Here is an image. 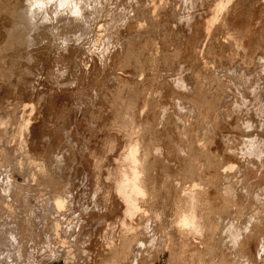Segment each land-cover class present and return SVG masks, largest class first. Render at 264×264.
Here are the masks:
<instances>
[{"label":"rangeland","instance_id":"374dc122","mask_svg":"<svg viewBox=\"0 0 264 264\" xmlns=\"http://www.w3.org/2000/svg\"><path fill=\"white\" fill-rule=\"evenodd\" d=\"M216 1L0 0V264H264V0Z\"/></svg>","mask_w":264,"mask_h":264},{"label":"bare ground","instance_id":"6f19581e","mask_svg":"<svg viewBox=\"0 0 264 264\" xmlns=\"http://www.w3.org/2000/svg\"><path fill=\"white\" fill-rule=\"evenodd\" d=\"M88 1H89V0H88ZM226 1H227V0H226ZM261 1H262V0H261ZM10 2H11V1H10ZM13 2H15V1H13ZM25 2H27V1H25ZM31 2H32V1H31ZM217 2H218V0H217L214 4L212 3L213 5H215V8H214V9H215V10L218 9L219 11L225 10V9H224V2H222V0L220 1L221 4H217ZM218 3H219V2H218ZM225 4H228V3H225ZM16 5H17V4H16ZM23 5H24V4H23ZM213 5H212V6H213ZM228 5H229V4H228ZM14 6H15V5H14ZM19 6H20V5H19ZM24 6H25V5H24ZM77 6H79V5H77ZM77 6H76V7H77ZM210 6H211V5H210ZM225 6H226V5H225ZM235 6H238V5H235ZM16 7H17V6H16ZM76 7H75V8H76ZM79 7H81V6H79ZM213 7H214V6H213ZM232 7H233V6H232ZM33 8H34V6H33ZM75 8H74V6H73V11H74ZM81 8H82V7H81ZM81 8H80V9H81ZM208 8H209V6H208ZM27 9H28V8H27ZM30 9H31V8H30ZM78 9H79V8H78ZM84 9H85V8H84ZM84 9H83V10H84ZM177 9H179V8H177ZM214 9H212V11L208 9L209 12H207L206 14H211V16H212L214 13H217V12H218L217 10H216L217 12H214V13H213V10H214ZM17 10H18V8H17ZM28 10H29V9H28ZM81 10H82V9H81ZM85 10H86V9H85ZM174 10H175V9H174ZM206 10H207V8H206ZM208 10H207V11H208ZM215 10H214V11H215ZM226 10H227V9H226ZM229 10H230V9H229ZM229 10H228V11H229ZM178 11H179V10H178ZM15 12H16V9H15ZM76 12L79 13V10L76 11ZM180 12H181V11H180ZM224 12H225V11H224ZM16 13H17V12H16ZM84 13H85V11H84ZM174 13H175V12H174ZM177 13H178V12H177ZM182 13H183V12H182ZM222 13H223V12H222ZM226 13H227V12H226ZM229 13H230V12H229ZM30 14H31V13H30ZM34 14H36V13H34ZM80 14H82L81 11H80ZM227 14H228V13H227ZM13 15H14V14H13ZM27 15H29V14H27ZM31 15H32V14H31ZM76 15H77V14H76ZM78 15H79V14H78ZM83 15H84V14H83ZM174 15H175V14H173V16H174ZM217 15H218V14H217ZM32 16L34 17V15H32ZM181 16H182V15H181ZM181 16H180V17H181ZM183 16H184V15H183ZM227 16H228V15H227ZM29 17L31 18V16H29ZM81 17H82V16H81ZM201 17H202V16H201ZM215 17H216V16H215ZM217 17H218V16H217ZM178 18H179V17H178ZM184 18H185V17H184ZM206 18H207V17H206ZM181 19H182V17H181ZM208 19H209V18H208ZM211 19H212V18H211ZM211 19H209V20H211ZM225 19H226V17H225ZM229 19H231V17H230ZM15 20H16V19H15ZM231 20H232V21L228 20V24H230L229 21L233 23V19H231ZM102 21H103V20H102ZM177 21H178V20H177ZM204 21H205V20H204ZM212 21H213V22H212ZM212 21H211V22H212V24L214 25V21H215V20L213 19ZM175 22H176V21H175ZM218 22L221 23L222 21H218ZM216 23H217V21H216ZM223 23L226 24L224 21H223ZM235 23L237 24V21H234V24H235ZM224 24H221V25L224 26ZM236 24L234 25L235 27H233V28H232L230 25L228 26V27L230 28L229 33H228V36H229V34H231V37H233V38L235 39V43H236V40L238 39L237 37L240 36V34H238V33H235V34H234V31H235L234 28L237 27ZM238 24H239V22H238ZM238 24H237V25H238ZM22 25H23V24H22ZM209 25H210V28H209L208 23H207V26H208L209 30L211 29V27H212V28L217 27V25H215V27H213V25H211V24H209ZM221 25L219 26L220 28L223 27V26H221ZM27 26H28V25H27ZM31 26H32V25H31ZM226 26H227V25H226ZM226 26H224V27H226ZM232 26H233V24H232ZM5 27H6V26H5ZM19 27H20V26H19ZM219 27H218V28H219ZM199 28H200V27H199ZM208 28H206V29L208 30ZM226 28H227V27H226ZM231 28L234 29V31H232V32L230 33ZM255 28H256V27H253V29L256 31L257 28H256V29H255ZM204 29H205V28H204ZM227 29H228V28H227ZM237 29H239V28H237ZM207 30H206V31H207ZM209 30H208V31H209ZM213 30H214V29H213ZM213 30H212V31H213ZM215 30H216V29H215ZM220 30H221V29H220ZM5 31H6V30H5ZM17 31H18V30H17ZM226 31H228V30H226ZM226 31H225V32H226ZM238 31H239V30H238ZM238 31L236 30L235 32H238ZM209 32H211V30H210ZM209 32H208V33H209ZM213 32H214V31H213ZM225 32H224V33H225ZM121 33H122V32H121ZM200 33H202V32H200ZM218 33H220V32L218 31ZM221 33H222V32H221ZM23 34H24V33H23ZM202 34H204V33H202ZM213 34H214V33H212V34L210 33V34H209V37H211L210 35H213ZM215 34L218 35L217 32H216ZM222 34H223V33H222ZM237 34H238V36H237ZM206 35H208L207 32L204 34V36H206ZM232 35H233V36H232ZM20 36H21V35H20ZM23 36H24V35H23ZM23 36H22V37H23ZM223 36H224V35H223ZM226 36H227V35H226ZM11 37H12V36H11ZM209 37H208V38H209ZM218 37H221V35L218 36ZM243 37H244V36H243ZM23 38H24V37H23ZM23 38H22V39H23ZM208 38H206V39L208 40ZM214 38H215V37H214ZM226 38H228L227 40H229L230 37H226ZM11 39H12V38H11ZM200 39H201V38H200ZM210 39H211V38H210ZM223 39H224V38H223ZM234 39H233V40H234ZM240 39H241V37H240ZM240 39H238L237 41L240 42ZM242 39H243V38H242ZM12 40H13V39H12ZM14 40H15V39H14ZM198 40H199V39H198ZM201 40H202V39H201ZM224 40H225V39H224ZM230 40H231V38H230ZM230 40H229L228 42H230ZM22 41H23V40H22ZM26 41H27V40H26ZM203 41H204V40H203ZM208 41H209V40H208ZM208 41H207V43H208ZM210 41H213V40H210ZM218 41H219V40H218ZM222 41H223V40H222ZM242 41H243V40H241V42H242ZM245 41H246V40H245ZM245 41H243V43H244ZM16 42H17V41H16ZM20 42H21V41H20ZM20 42H18V43H20ZM24 42H25V41H24ZM199 42H200V40H199ZM199 42H198V43H199ZM224 42H225V41H224ZM205 43H206V42H204V44H205ZM243 43H241V44H243ZM32 44H33V43H32ZM212 44H213V43H212ZM219 44H221V42H219ZM227 44H228V43H227ZM21 45H22V44H21ZM24 45H25V44H24ZM205 45H206V44H205ZM205 45H204V46H205ZM210 45H211V44H210ZM210 45H208V46H210ZM216 45H217V44H216ZM222 45H223V44H222ZM243 45H245V44H243ZM246 45H247V44H246ZM246 45H245V46H246ZM25 46H26V45H25ZM220 46H221V45H220ZM224 46H225V45H224ZM195 47H197V46H195ZM225 47H226V46H225ZM32 48H33V47H32ZM207 48H208V47H207ZM242 48H244V46H243ZM256 48H257V47H256ZM256 48H255V50L257 51ZM24 49H25V47H24ZM192 49H194V48H192ZM25 50H26V49H25ZM190 50H191V49H190ZM202 50H203V48H202ZM259 50H260V49H259ZM192 51H193V50H192ZM203 51H204V50H203ZM206 53H207V52H206ZM253 53H256V52L253 51ZM260 54H261V52L258 53L257 55L260 56ZM253 55H254V54H253ZM207 56H208V55H207ZM255 57H256V54H255ZM138 59H139V58H138ZM138 59H137V60H138ZM140 61H142V60L140 59ZM140 61H139V62H140ZM139 62H138V63H139ZM141 64H142V62H141ZM121 65L123 66V64H121ZM145 65H146V64H145ZM128 66H130V65H128ZM120 67H121V66H120ZM143 67H144V66H143ZM124 68H125V67H124ZM146 68H148V67H146ZM119 69H120V68H119ZM126 69H127V68H126ZM138 69H139V67H138ZM141 69H142V65H141ZM143 69H144V68H143ZM143 69H142V70H143ZM121 70H122V69H121ZM135 71H136V70H135ZM147 71H148V69H147ZM123 72H124V71H123ZM129 72H130V71H129ZM118 73H120V72H118ZM130 73H131V72H130ZM137 73H138V72H137ZM157 73H159V71H157ZM131 74H135V73H131ZM141 74H142V73H141ZM149 74H150V73H149ZM155 74H156V73H155ZM115 75H116V74H115ZM127 75H128V74H127ZM137 75L139 76V74H137ZM137 75H136V77H137ZM157 75H158V74H157ZM153 76H154V75H153ZM123 77H124V76H123ZM126 77H127V76H126ZM120 78H121V77H120ZM143 78H144V77H143ZM150 78H151V77L149 76V79H150ZM156 78H158V76H157ZM123 79L126 80V78H123ZM128 79H129V78H128ZM128 79H127V80H128ZM141 79H142V78H141ZM145 79H146V78H145ZM120 80H121V79H120ZM138 80H139V79H138ZM151 80L155 82V80H153V79H151ZM128 81H130V79H129ZM131 81H132V79H131ZM146 81H147V80H146ZM124 82H125V81H124ZM133 82H134V81H133ZM180 82H181V81H180ZM180 82H179V83H180ZM126 83H128V82H126ZM146 83H147V82H146ZM150 84H151V82H150ZM135 85H136V84H135ZM153 85H154V84H153ZM153 85H152V87H153ZM184 85H185V84H184ZM137 86H138V85H136L135 87H137ZM148 86H149V85H148ZM149 87H150V86H149ZM187 87H188V86H187ZM141 88H142V86H141ZM155 89H156V88H155ZM139 90H140V89H139ZM145 91H146V90H145ZM148 91H149V89H148ZM157 92H158V91H157ZM38 93H39V92H38ZM38 93H37V94H38ZM147 93H148V92H147ZM149 93H150V92H149ZM149 93H148V94H149ZM154 93H155V92H154ZM228 93H229V92H228ZM37 94H36V95H37ZM143 94H144V93H143ZM145 94H146V93H145ZM150 94H151V93H150ZM146 96H147V94H146ZM146 96H145V97H146ZM213 96H214V95H213ZM37 97H38V96H37ZM209 98H210V97H209ZM211 98H212V97H211ZM211 98H210V99H211ZM142 99H143V97H142ZM142 99H141V100H142ZM217 99H218V98H216V100H217ZM146 100H147V99H146ZM148 100H149V99H148ZM148 100H147V102H148ZM157 100H158V99H157ZM200 100H201V99H200ZM202 100H203V99H202ZM205 100H206V99H205ZM208 100H209V99H208ZM149 101H150V100H149ZM154 101H155V99H154ZM159 101H160V99H159ZM214 101H215V100H214ZM143 102H144V101H143ZM143 102H142V103H143ZM151 102H152V101H151ZM206 102H208V101H206ZM212 102H213V101H212ZM217 102H218V100H217ZM154 103H155V102H154ZM160 103H161V102H160ZM203 103H204V102H203ZM209 103H210V102H209ZM147 104H148V103H147ZM147 104H146V106H148ZM201 104H202V103H201ZM213 104H214V102H213ZM137 105H138V103H137ZM141 105H143V104H141ZM144 105H145V104H144ZM150 105H151V104H150ZM161 106H162V105H161ZM211 106H212V105H211ZM144 107H145V106H144ZM144 107H143V108H144ZM157 107H158V106H157ZM149 108H150V107H149ZM159 108H161V107H159ZM150 109H153V108H150ZM155 109H156V108H155ZM209 109H210V108H209ZM211 109H212V107H211ZM211 109H210V110H211ZM214 109H215V107H214ZM138 110H139V109H137V111H138ZM147 111H148V110H147ZM155 111H158V110L156 109ZM142 112H143V111H142ZM211 112H212V111H211ZM143 113H144V112H143ZM212 113H214V112H212ZM141 114H142V113H141ZM141 114H140V115H141ZM144 114H145V113H144ZM150 114L152 115V113H150ZM155 114H156V113H155ZM135 115H136V114H135ZM145 115H146V114H145ZM156 115H157V114H156ZM156 115H155V116H156ZM142 116H143V114H142ZM142 116H141V117H142ZM155 116H154V117H155ZM142 118H143V117H142ZM150 118H151V117H150ZM151 119H152V118H151ZM140 120H141V118H140ZM153 120H155V119L153 118ZM156 120H157V119H156ZM156 120H155V121H156ZM159 120H160V119H159ZM143 121H144V120H143ZM145 121H146V120H145ZM153 122H154V121H153ZM138 123H139V122H138ZM142 123H143V122H142ZM148 126H149V125H148ZM155 126H156V125H155ZM151 128H152V127H151ZM147 129H148V128H147ZM143 132H144V131H143ZM145 132H146V131H145ZM142 134H143V133H142ZM150 134H152V133H150ZM150 134H149V135H150ZM121 146H122V145H121ZM134 146L137 147V145H134ZM123 147H124V146H123ZM123 147H122V148H123ZM125 147H126V146H125ZM131 147H132V146H131ZM122 148H121V149H122ZM137 148H138V147H137ZM158 149H159V148H158ZM137 150H138V149H133V147H132V150L130 151L129 155H128V153L125 152L126 155H128V158L132 161V164H133V165H132L133 167H131V170H132L133 173H132L131 170H130V172H131V173L129 172L130 175H129V174L127 175V173H126V171H125L126 175H125V174H124V175L126 176V178H125L124 180H123V179L120 180V181L122 182V188H121V189H122V191L124 192V197L127 198L128 200H129V199H133V200L136 199L135 196L133 195L134 193H135V194H137V193H140V194L143 193V194H144V193H145V192H144V188H143L142 185H141L142 183L139 182V178H140V176H141L140 173H141L142 171L140 172V170L138 169V165L141 164V163L138 164V161L140 162V161H141V158H140V160H139V158H138L139 153H138V155H137V152H139V151H137ZM156 150H157V148H156ZM235 155H236L235 157H237V154H235ZM126 157H127V156H126ZM235 157H233V158H234L233 160H235L236 162L241 161V159H239V161H237L238 159L236 160ZM207 158H208V157H207ZM125 159H126V158H125ZM125 159H124V160H125ZM117 160H118V159H117ZM130 160H129V162H130ZM226 161H227V160H226ZM235 161H234V162H235ZM243 161H244V160H243ZM243 161H242V162H243ZM143 162H144V161H143ZM223 162H224V161H223ZM223 162H222V163H223ZM144 163H145V162H144ZM153 164H154V163H153ZM220 164H221V163H220ZM235 164H236V163H235ZM129 165H130V164H129ZM142 165H143V163H142ZM154 165H155V164H154ZM233 165H234V164L232 163L231 166H233ZM236 165H237V164H236ZM240 165H241V162H240ZM242 165H243V164H242ZM126 166H127V165H126ZM130 166H131V165H130ZM140 166H141V165H140ZM217 166H218V165H217ZM217 166H216V167H217ZM223 166H224V163H223ZM123 167H124V166H123ZM141 167H142V166H141ZM145 167H146V166H145ZM145 167H144V168H145ZM218 167H219L218 169H220V165H219ZM221 167H222V165H221ZM225 167H227V166H225ZM225 167H224V168H225ZM237 167H238V166H237ZM230 168H231V167H230ZM123 169H124V168H123ZM125 169H126V168H125ZM225 169H226V170L223 169L225 172H223V171H222V172L225 173V174H228V175H229V174L231 173V172H230L231 170L229 169V166H228L227 168H225ZM146 170H147V169H146ZM152 170H153V169H151V171H152ZM215 170H216V169H215ZM233 170H234V169H233ZM143 171H145V170H143ZM153 171H154V170H153ZM220 171H221V170H220ZM220 171H219V172H220ZM234 171H235V170H234ZM154 172H155V171H154ZM219 172H218V174H219ZM142 173H144V172H142ZM194 173H196V172H194ZM220 173H221V172H220ZM150 174H152V172H150L149 175H150ZM191 174H192V172H191ZM143 175H145V174H143ZM153 175H154V174H153ZM194 175H195V174H194ZM117 176H118V175H117ZM117 176H116V179H117ZM145 176H147V174H146ZM225 176H226V175H225ZM229 176H230V175H229ZM123 177H124V176H123ZM150 177H151V176H150ZM194 177H196V176H194ZM208 177H209V176H208ZM218 177H220V176H218ZM218 177H217V178H218ZM120 178H121V177H120ZM210 178H211V176H210ZM210 178H208L207 180H209ZM215 178H216V177H215ZM220 178H221V177H220ZM140 180L143 181V178L140 179ZM148 180H149V178H148ZM194 180H195V179H194ZM152 181H153V180H152ZM205 181H206V180H205ZM121 182H120V186H121ZM143 182H145V181H143ZM208 182H209V181H208ZM140 183H141V184H140ZM147 183H148V182H147ZM147 183H146V184H147ZM199 183H200V182H199ZM203 183H204V182H203ZM144 184H145V183H144ZM185 184H186V183H185ZM187 184H188V183H187ZM193 184H194V183H193ZM193 184H191V186H192ZM209 184H210V183H209ZM147 185H149V184H147ZM194 185H195V184H194ZM199 185H200V184H199ZM202 185H203V184H202ZM202 185H201V186H202ZM206 185H207V184H206ZM115 186H116V185H115ZM180 187H181V186H180ZM180 187H179V188H180ZM187 187H189V186H187ZM203 187H204V186H203ZM206 187H209V186H206ZM179 188H177V189L179 190ZM191 188H192V187H191ZM195 188H196V187H195ZM183 189H184V188H183ZM206 189H207V188H206ZM211 189H212V188H211ZM178 190H176V191H178ZM181 190H182V189H180L179 192H181ZM188 190H189V192L192 191V190H190V189H188ZM207 190H208V189H207ZM209 190H210V189H209ZM122 191H121V192H122ZM123 192H122V193H123ZM179 192H178V194H179ZM184 192H187V190L184 191ZM192 192H193V191H192ZM197 192H198V191H197ZM208 192H209V191H208ZM210 192H211V191H210ZM210 192H209V193H210ZM119 193H120V191H119ZM187 193H188V192H187ZM145 194H146V193H145ZM180 194H183V192L180 193ZM193 194H194V193H193ZM136 196H137V195H136ZM144 196H145V195H144ZM179 196H181V195H179ZM189 196H190V195H189ZM196 197H197V196H196ZM116 198H117V197H116ZM137 198H138V196H137ZM143 198H144V197H143ZM180 198H181V197H180ZM59 199H60V198H59ZM59 199L57 200V202L55 201V202L57 203V209H58L59 206L62 207L61 204L64 205V204H63L64 201L59 200ZM140 199H141V201H142V198H140ZM140 199H139V200H140ZM193 199H194V197L192 198V200H193ZM123 200H125V199H123ZM133 200H131V201H132L133 203L136 204V202H134ZM139 200H138V201H139ZM196 200H197V199H196ZM196 200H195V201H196ZM136 201H137V199H136ZM146 201H147V200H146ZM148 201H149V200H148ZM188 201H189V200H188ZM197 201H198V200H197ZM197 201H196V202H197ZM62 202H63V203H62ZM129 202H130V201H129ZM129 202H128V204H129ZM182 202H183V201H182ZM120 203H121V202H120ZM122 203H123V206H125L124 201H123ZM130 203H131V202H130ZM133 203H132V204H133ZM137 203H138V202H137ZM193 203H194V202H193ZM145 204H146V203H145ZM190 204H191V202H190ZM195 204H196V203H195ZM120 205H121V204H120ZM120 205H119V206H120ZM130 205H131V204H130ZM130 205H129V206H130ZM136 205H138V204H136ZM55 206H56V205H55ZM55 206H54V207H55ZM127 206H128V205H127ZM127 206H126V207H127ZM134 206H135V205H134ZM138 206H139V205H138ZM138 206H137V207H138ZM179 207H180V206H179ZM122 208L124 209V207H121V209H122ZM133 208H135V207H133ZM139 208H140V207H139ZM139 208H137V209H139ZM145 208H147V207H145ZM192 208H193V206H192ZM123 209H122V211H123ZM126 209H129V208H126ZM194 209H196V207L193 208L192 210L194 211ZM59 210H60V208H59ZM130 210H132V208L129 209L128 213L130 212ZM190 210H191V209H190ZM56 211H57V210H56ZM117 211H118V209H117ZM137 211H138V210H137ZM145 211H146V209H145ZM57 212H58V211H57ZM132 212H133V211H132ZM132 212L129 213V214H132V215H133ZM139 212H140V211H139ZM143 212H144V211H143ZM147 212H148V211H147ZM181 212H182V211H181ZM183 212H185V211H183ZM188 212H189V211H188ZM122 213H123V212H122ZM128 213H127V214H128ZM141 213H142V212H141ZM190 213H192V211H190ZM123 214H124V213H123ZM127 214H126V215H127ZM146 214H147V213H146ZM149 214H150V213H149ZM186 214H187V213H186ZM192 214H193V213H192ZM195 214H196V213H194L193 215H191V214L188 215V214H187V215H185L184 217H183V215H182V217H183L184 219L181 217L180 224H178V223L176 222V224H178V227H177V228H178V229H181V226H180V225H181L182 219L184 220L183 223H185L184 226H186V228L190 227L193 223H194L193 225L195 226V223H196L195 220H196V216H197V214H196V215H195ZM138 215H139V214H138ZM143 215H144V214H143ZM122 216H123V215H122ZM130 216H131V215H130ZM133 216H134V215H133ZM136 216H137V214H136ZM140 216H141V215H140ZM146 216H147V215H146ZM138 217H139V216H138ZM199 217H200V216H199ZM202 217H203V216H202ZM144 218H145V217H144ZM128 219H129V218H128ZM135 219H136V218H135ZM177 219H178V218H177ZM142 220H143V219H142ZM178 220H179V219H178ZM198 220H199V219H198ZM209 220H210V218H209ZM124 222H125V221H124ZM132 222H133V221H132ZM138 222H139V220H138ZM145 222H146V221H145ZM210 222H211V221H210ZM140 223H141V221H140ZM173 223H174V222H173ZM188 223H190V226H188ZM122 224H123V222H122ZM186 224H187V225H186ZM196 224H197V223H196ZM207 224H208V226H209V222H208ZM210 224H211V223H210ZM205 225H206V224H205ZM197 226H199V225H197ZM197 226H196V229H197ZM208 226H207V227H208ZM210 226H211V225H210ZM182 227H183V225H182ZM205 227H206V226H205ZM7 228H8V227H7ZM177 228H176V230H177ZM183 228H184V227H183ZM183 228L181 229L182 231H183ZM199 228H201V227L199 226ZM202 228H203V227H202ZM208 228H209V227H208ZM208 228H207V230H209ZM184 229H185V228H184ZM191 229H192V228H191ZM210 229H211V227H210ZM181 230H179V231H181ZM189 230H190V228H189ZM197 230H198V229H197ZM197 230H196V231H197ZM203 230H204V229H203ZM203 230H202V231H203ZM213 230H214V229H213ZM177 231H178V230H177ZM182 231H181V232H182ZM198 231H201V229L198 230ZM202 231H201V232H202ZM204 231H205V230H204ZM210 231H211V230H210ZM214 231H216V230H214ZM190 232H191V230H190ZM201 232H200V233H201ZM1 233H2V231H1ZM184 233H185V232H184ZM208 233H209V231H208ZM189 234H190V233H189ZM211 234H212V233H211ZM233 234H234V232H233ZM191 235L193 236V234H191ZM197 235H198V234H197ZM197 235H196V236H197ZM208 235H209V234H208ZM183 236H184V235H183ZM185 236H186V235H185ZM180 237H181V236H180ZM190 237H191V236H190ZM200 237H201V236H200ZM207 237H208V236H207ZM210 237H211V235H210ZM181 238H182V237H181ZM181 238H180V239H181ZM239 238H240V236H239ZM178 239H179V238H178ZM203 239L206 240L205 237H204ZM208 239H209V238H208ZM208 239H207V240H208ZM182 240H183V239H181V241H182ZM186 240H187V239H186ZM207 240H206V241H207ZM237 241H238V240H237ZM179 242H180V241H179ZM182 242H183V241H182ZM207 242H208V241H207ZM207 242H206V245H207ZM139 245H140V244H139ZM134 246H137V245H134ZM209 246H210V245H209ZM206 247H208V246H206ZM210 247H212V246H210ZM134 249H135V248H134ZM138 249H139V248H138ZM206 250H207V249H206ZM136 251H137V250H136ZM212 251H213V250H212ZM137 253H138V252H137ZM214 254H215V253H214ZM138 255H139V254H138ZM134 256H135V255H134ZM139 256H140V255H139ZM215 256H216V255H215ZM218 256H219V255H218ZM137 257H138V256H137ZM136 259H137V258H136ZM223 259H224V258H223ZM133 260H134V259H133ZM133 260H132V261H133ZM224 260H225V259H224ZM224 260H223V261H224ZM225 261H226V260H225ZM225 261H224V262H225Z\"/></svg>","mask_w":264,"mask_h":264}]
</instances>
